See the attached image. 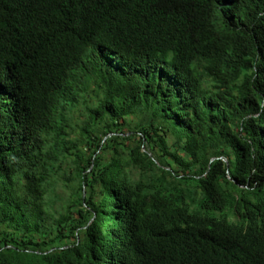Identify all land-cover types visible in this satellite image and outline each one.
<instances>
[{
  "label": "trees",
  "instance_id": "1",
  "mask_svg": "<svg viewBox=\"0 0 264 264\" xmlns=\"http://www.w3.org/2000/svg\"><path fill=\"white\" fill-rule=\"evenodd\" d=\"M0 264H264V0H0Z\"/></svg>",
  "mask_w": 264,
  "mask_h": 264
},
{
  "label": "clouds",
  "instance_id": "2",
  "mask_svg": "<svg viewBox=\"0 0 264 264\" xmlns=\"http://www.w3.org/2000/svg\"><path fill=\"white\" fill-rule=\"evenodd\" d=\"M94 220H92V222H93Z\"/></svg>",
  "mask_w": 264,
  "mask_h": 264
}]
</instances>
